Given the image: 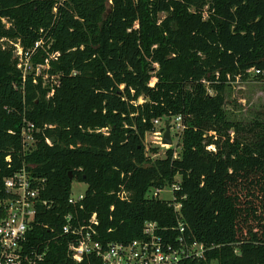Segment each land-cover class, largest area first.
<instances>
[{
    "label": "trees",
    "instance_id": "trees-1",
    "mask_svg": "<svg viewBox=\"0 0 264 264\" xmlns=\"http://www.w3.org/2000/svg\"><path fill=\"white\" fill-rule=\"evenodd\" d=\"M16 44L31 52L26 74ZM252 70L264 81V0H0V220L5 179L26 168L44 180L36 264H103L69 254V214H96L104 247L145 238L146 222L177 246L180 218L206 248L186 264H264V122L224 110ZM178 116L179 155L158 156L146 135ZM74 181L88 185L77 204ZM175 185L173 199L152 194Z\"/></svg>",
    "mask_w": 264,
    "mask_h": 264
},
{
    "label": "built area",
    "instance_id": "built-area-1",
    "mask_svg": "<svg viewBox=\"0 0 264 264\" xmlns=\"http://www.w3.org/2000/svg\"><path fill=\"white\" fill-rule=\"evenodd\" d=\"M15 54L20 59L18 67L26 74L32 69L29 59L31 52H24L16 44ZM37 71H40V67ZM253 71L256 74L260 73L258 70ZM171 128L178 130L179 134L184 131L185 126L180 116L174 120ZM33 130L34 124L30 122L23 130L24 139L29 144H33L35 141ZM47 142L52 143L50 139H47ZM43 182L44 180L35 179L26 168H22L5 179V188L14 195V198L7 205L6 216L0 220V264H36L38 260L43 259V253L28 247V237L36 219ZM175 188H178V185L173 186V190ZM159 192L160 190L152 194L157 196ZM120 196L124 198L125 193H121ZM84 197L85 194L78 199L70 197V203L77 204ZM180 207L179 204L175 205L176 210H179ZM65 219L66 224L63 231L74 237V240L69 244V254L76 262H81L90 254H96L101 257L103 264H186L185 261L188 259L203 257L206 249L202 243H190L186 240V227L180 218L178 220L180 234L177 238V246L165 242L157 234L159 227L156 222H146L144 226L145 238L129 243H110L106 247L96 239V226L99 223L96 214H93L87 224L82 222L79 217L74 218L71 214L67 215Z\"/></svg>",
    "mask_w": 264,
    "mask_h": 264
},
{
    "label": "rangeland",
    "instance_id": "rangeland-1",
    "mask_svg": "<svg viewBox=\"0 0 264 264\" xmlns=\"http://www.w3.org/2000/svg\"><path fill=\"white\" fill-rule=\"evenodd\" d=\"M6 23V21L4 20ZM43 68L40 67V75L43 74ZM247 78H238L233 81L226 89V104L224 110L227 119L233 122L244 124H256L264 122V81L256 77V73L252 70ZM46 79V77L44 78ZM154 132L146 135L145 144L149 150L153 147H158V156H163L168 146L163 145V136L167 124L164 121L156 123ZM173 138V146L176 150V155H179L180 149L177 147L179 142V131L171 128ZM180 178V177H179ZM178 178V179H179ZM88 189L85 182L74 181L72 184L71 198L78 199L84 195ZM159 198L172 199L173 187H166L159 192ZM212 264H216L215 262Z\"/></svg>",
    "mask_w": 264,
    "mask_h": 264
},
{
    "label": "water",
    "instance_id": "water-1",
    "mask_svg": "<svg viewBox=\"0 0 264 264\" xmlns=\"http://www.w3.org/2000/svg\"><path fill=\"white\" fill-rule=\"evenodd\" d=\"M55 141V139H51V142L53 143ZM173 144V138H172V134H171V126L167 125L166 126V130L163 136V145H172ZM72 177V176H71Z\"/></svg>",
    "mask_w": 264,
    "mask_h": 264
}]
</instances>
